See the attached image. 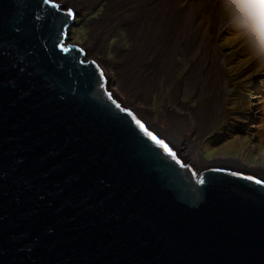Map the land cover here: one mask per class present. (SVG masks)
Returning <instances> with one entry per match:
<instances>
[{
	"label": "water",
	"instance_id": "95a60500",
	"mask_svg": "<svg viewBox=\"0 0 264 264\" xmlns=\"http://www.w3.org/2000/svg\"><path fill=\"white\" fill-rule=\"evenodd\" d=\"M73 17L0 0V264H264V175L197 173L66 46Z\"/></svg>",
	"mask_w": 264,
	"mask_h": 264
},
{
	"label": "bare ground",
	"instance_id": "6f19581e",
	"mask_svg": "<svg viewBox=\"0 0 264 264\" xmlns=\"http://www.w3.org/2000/svg\"><path fill=\"white\" fill-rule=\"evenodd\" d=\"M197 1L200 0H111L106 15L97 23L99 31H96L98 35L92 46H84L83 49L78 47L85 52L87 60L101 67L108 79L110 91L124 109L135 119L144 121L145 126L150 127L159 137L172 143L187 163L193 168L197 166L195 170L216 166L264 175V163L253 167L247 166L244 159H222L209 163L202 158L198 146L214 119L212 115L216 108L217 77L223 72L217 43L225 25L219 10L222 0H208V11L213 17L211 37L204 41L202 52L192 63L193 70L188 79L190 85L192 83L199 88L200 98L204 99L199 113L185 114L177 105L173 111L154 116L148 108L136 105L138 101H149L153 93L159 90L162 80L166 83L176 80L178 57H190L196 52L201 35L198 20L202 12L200 4L196 5ZM256 5H264V0H257ZM65 6L74 16L84 11L81 3H66ZM121 25L126 26L132 46L129 50L120 51L117 61L111 63L102 55V49L107 38L117 32ZM174 88L180 91L181 83L175 82ZM193 133L199 134V141L190 140Z\"/></svg>",
	"mask_w": 264,
	"mask_h": 264
},
{
	"label": "rangeland",
	"instance_id": "374dc122",
	"mask_svg": "<svg viewBox=\"0 0 264 264\" xmlns=\"http://www.w3.org/2000/svg\"><path fill=\"white\" fill-rule=\"evenodd\" d=\"M51 1L62 10H68L66 3H81L84 6V11L73 17L74 24L68 30L66 46L76 45L82 49L84 46L91 47L95 36L98 35L97 25L102 16L106 15L111 0ZM252 2L256 4L257 0ZM207 3L208 0L196 2V5L200 4L202 11L198 20L201 34L198 47L190 57H178L176 80L169 82L170 84L162 80L159 90L153 93L149 101L136 102L139 107L151 110L154 116L165 111H173L177 105L185 114L192 112L197 115L200 111V104L204 99L200 98L199 88L192 83L190 85L188 79L193 70L192 63H195L202 52L204 41L211 37L213 17L208 11ZM222 3L223 0L219 10L225 25L217 43L223 72L220 70L222 75L218 73L217 77L216 108L212 115L214 119L201 141L198 133H193L190 140L199 141L202 158L209 163L222 159L226 161L244 159L247 166H258L264 163V67L252 58L251 47L239 34L245 31V22L243 19H235L229 23L222 11ZM131 46L126 26L121 25L117 32L107 38L102 55L104 54L108 62H116L119 52L129 50ZM175 82L181 83L180 91L174 88ZM131 101L134 102L133 98ZM142 123L146 125L144 121ZM202 170L204 169L197 170V173Z\"/></svg>",
	"mask_w": 264,
	"mask_h": 264
},
{
	"label": "clouds",
	"instance_id": "9594fccd",
	"mask_svg": "<svg viewBox=\"0 0 264 264\" xmlns=\"http://www.w3.org/2000/svg\"><path fill=\"white\" fill-rule=\"evenodd\" d=\"M221 8L229 23L243 19L246 28L239 34L251 47L252 58L264 67V5L252 0H223Z\"/></svg>",
	"mask_w": 264,
	"mask_h": 264
},
{
	"label": "snow or ice",
	"instance_id": "6c2138e0",
	"mask_svg": "<svg viewBox=\"0 0 264 264\" xmlns=\"http://www.w3.org/2000/svg\"><path fill=\"white\" fill-rule=\"evenodd\" d=\"M141 127H143V125H141ZM153 139H155V137H153Z\"/></svg>",
	"mask_w": 264,
	"mask_h": 264
},
{
	"label": "trees",
	"instance_id": "16d2710c",
	"mask_svg": "<svg viewBox=\"0 0 264 264\" xmlns=\"http://www.w3.org/2000/svg\"><path fill=\"white\" fill-rule=\"evenodd\" d=\"M230 101V98H229V100H228V102Z\"/></svg>",
	"mask_w": 264,
	"mask_h": 264
}]
</instances>
